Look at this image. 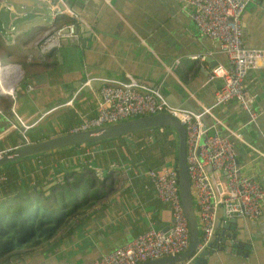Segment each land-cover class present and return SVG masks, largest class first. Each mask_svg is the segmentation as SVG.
Segmentation results:
<instances>
[{"label": "crops", "instance_id": "0c3cea01", "mask_svg": "<svg viewBox=\"0 0 264 264\" xmlns=\"http://www.w3.org/2000/svg\"><path fill=\"white\" fill-rule=\"evenodd\" d=\"M63 1L78 15L75 37H65L56 47L38 53L34 40L49 25L46 17H41L49 6L48 1L39 5L30 1L32 7L41 9L34 16L39 15L43 22L23 30H16V26L12 40H5L10 47L6 48L9 58L5 62L20 67L22 60L27 74L11 93L0 89L2 94L10 95L4 105L0 104L4 112H0L1 150L65 132L81 116L93 115L100 84L85 90L80 89L81 81L64 97V91L81 77L95 82L133 77L158 87L173 105L190 101L198 109L212 103L221 80L209 75L210 68L218 62L228 64L227 58L213 40L197 29L183 0ZM20 3L23 7L19 5L21 11L15 17L27 14L26 3ZM23 11L25 14L19 16ZM12 19L3 30L10 24H20ZM69 20L65 14L54 18L55 23ZM28 21L24 19V23ZM240 26L243 44L264 49V0L246 4ZM208 50L211 53L205 60L187 56ZM42 71L47 73L44 85L35 88L33 83L27 90L33 75ZM243 83L256 93L254 105L259 114L254 121L247 120L235 100L213 105L203 119L209 132L225 133L227 128L241 132L244 140L234 141L239 172L252 176L264 190V58L259 66L248 70ZM69 97L71 103L63 104ZM17 117L29 124L24 131L22 122L12 125ZM148 129L90 144L60 146L0 166L9 174L4 191L0 189V200L7 208L13 204L22 206L15 224L5 227L12 241H8L11 245L7 244L6 251L0 252V264H89L98 254L123 244L149 226L166 228L171 221L168 205L157 198L146 176L131 170L140 164V158L145 166L176 165L173 152L160 156L155 139H145ZM85 145L94 149L91 161L96 169L84 163ZM113 161L116 163L112 165ZM31 187L33 192L29 191ZM29 210H35V218L50 214L44 223L48 230L38 228L41 233L35 234V228L30 234V227L20 225L29 218ZM229 217L218 206L215 230L229 231L228 237L237 246L222 249L218 240L214 247H207L210 250L200 264H264V199L262 212L256 217H235L231 228L218 223L220 219L230 224ZM13 254L16 255L11 257Z\"/></svg>", "mask_w": 264, "mask_h": 264}, {"label": "built area", "instance_id": "2783aa9c", "mask_svg": "<svg viewBox=\"0 0 264 264\" xmlns=\"http://www.w3.org/2000/svg\"><path fill=\"white\" fill-rule=\"evenodd\" d=\"M47 1L49 7L41 17H46L49 25L34 40L40 54L59 45L62 38L76 36L75 23L78 15L63 0ZM249 1L251 0H183L185 6L189 7L188 14L197 29L213 40L227 58L228 64L218 62L210 68L209 75L221 80L213 92L211 104L201 105L195 111L169 103L158 87L138 82L133 77L124 80L108 78L100 81L95 113L81 116L79 122L67 130H82L156 112H166L178 119L185 128V161L198 225L196 251L207 245L214 233L218 206L223 208L226 216L251 218L262 212L263 188L252 176L239 172L235 159L234 141L244 140L241 132L231 128H227L225 133L209 132L203 119L205 113H211L213 105L228 100L238 103L248 121H254L259 114L254 105L255 91L243 83L248 70L259 66L264 58V49L247 46L241 41L240 15ZM24 14L23 11L19 16ZM60 14L69 16L71 20L55 23L54 18ZM7 22H11V19ZM8 28L3 32L10 31L13 25L10 24ZM210 51L187 56L205 60ZM0 67L3 68L2 83L9 82H5L6 78L17 77L16 83L12 84V92L23 76L22 69L12 62H0ZM90 80V77H86L82 85L88 84ZM32 87L31 80L26 89ZM71 100L72 97H69L63 104H70ZM19 122H22L21 117H17L12 125ZM217 122L221 121L217 119ZM28 125L23 123L22 131ZM148 128L145 139L151 141L154 135L151 127ZM158 129L161 130L162 126H158ZM5 152L0 149V155ZM83 155L85 165L96 169L91 161L94 149L85 145ZM138 162L140 164L132 166L131 170L150 180L157 198L168 205L171 221L164 229L149 226L123 244L98 254L89 264H135L150 258L177 254L187 246L188 224L178 193L176 165L163 163L160 166H145L143 158ZM115 163L113 161L111 164ZM4 178V174L0 173V180ZM180 262L164 264H182Z\"/></svg>", "mask_w": 264, "mask_h": 264}, {"label": "water", "instance_id": "95a60500", "mask_svg": "<svg viewBox=\"0 0 264 264\" xmlns=\"http://www.w3.org/2000/svg\"><path fill=\"white\" fill-rule=\"evenodd\" d=\"M37 5L41 3H47V0H29ZM10 0H0V22L4 27L8 19H12L15 16H18V12L14 11L11 5ZM19 5H22L19 3ZM48 5V3H47ZM23 6V5H22ZM32 18L37 19L39 15L33 16ZM19 23L14 24V27L10 29L13 31ZM63 39V38H62ZM15 64V63H14ZM19 67L18 64H16ZM47 80L46 71L38 72L33 75L34 87H42ZM81 81H84V78L74 80L71 85L64 91V97L70 95L76 86H78ZM95 84H100V82H95L90 80L88 84H83L80 86V89L88 90L93 87ZM161 92V91H160ZM1 93V92H0ZM162 93V92H161ZM163 94V93H162ZM182 107H186L192 110H199L200 108H195L191 106L190 101H180L178 102ZM167 125L171 126L177 135V148H176V169H177V183H178V193L180 201L183 207L185 217L188 224V243L187 246L179 253L174 255H165L155 258H150L137 262L135 264H164V263H174L178 261L185 260V264H200L204 261V257L208 250V246L214 247L215 242L220 240L222 242V249H232L234 246H237V243L230 239L229 231L220 230L217 232L214 230V233L210 237L206 246L202 247L196 251V244L198 242V225L197 219L194 211V205L192 201V195L190 191V182L186 168L185 161V128L178 119L166 112H156L151 114H143L135 117L118 120L111 123L102 124L95 127H90L82 130L76 131H65L59 134L41 138L38 140H33L26 142L21 146L13 148L9 152L2 153L0 155V166L4 165L7 162L13 161L19 157L38 154L40 152L54 149L60 146H67L73 144L87 143L90 141H96L101 139H107L110 137H115L121 134L129 133L135 130L153 127V126H162ZM223 210V208H222ZM224 214V212H223ZM229 223H221L220 219L218 223L224 228L232 227V221L235 220L234 216L228 218ZM245 253V252H244ZM13 254L11 257L15 256Z\"/></svg>", "mask_w": 264, "mask_h": 264}, {"label": "trees", "instance_id": "16d2710c", "mask_svg": "<svg viewBox=\"0 0 264 264\" xmlns=\"http://www.w3.org/2000/svg\"><path fill=\"white\" fill-rule=\"evenodd\" d=\"M155 139V143L157 146V150L160 156L167 155L171 152L174 153V157L176 158V148H177V135L175 130L171 126L162 125V129L159 130L158 126L151 127ZM68 128H66L65 131H67ZM106 140V139H104ZM94 141L87 142L85 144L93 143ZM84 144V143H83ZM11 150V149H10ZM10 150H7L9 152ZM157 162H153L152 164H156ZM0 173H3L5 176V180L0 181V189L1 192L4 191L3 187L6 185L7 181L9 180V174L6 171V168H0ZM3 182V183H2ZM35 190L31 187L29 190L30 192H33ZM1 201V200H0ZM22 206L20 204H13L12 206H9L8 208L4 205V201L0 202V241L2 242V247L0 248V252L6 251L8 246L11 245V243H8V241H12V234L6 235L5 234V227L7 225H14L16 221V214L20 213ZM49 208H47L48 210ZM28 213L30 214L29 218H25L26 222L21 221L20 225H23L25 227H30V234L35 230V234L41 233L38 232L39 230H48L44 227V223L47 220L49 213L43 214L39 216L38 218H35V210H29ZM25 217V216H24ZM7 236V237H6ZM9 244V245H7Z\"/></svg>", "mask_w": 264, "mask_h": 264}, {"label": "rangeland", "instance_id": "374dc122", "mask_svg": "<svg viewBox=\"0 0 264 264\" xmlns=\"http://www.w3.org/2000/svg\"><path fill=\"white\" fill-rule=\"evenodd\" d=\"M10 1L12 2L11 5H12L13 10L16 11V12H20L21 11V8L19 7V3L20 2H25L26 3V6H25V9H27L26 16H24V17H14L12 19L13 23L20 21V24L17 25L16 30H23L25 28H29L34 23L43 22L42 20H40L38 18L37 19H33L32 18L36 13H39L41 11V9L38 8V7H34V6L32 7V3L29 0H10ZM26 18H29V21L24 23V19H26ZM0 28H2L1 30H3V26L1 24V22H0ZM3 31H0V53H4L5 55L3 56V55L0 54V62H5V61L8 60L9 57L6 54V48H10V47H9V45H7L9 43L6 44V41H11L12 37H13V32L12 31H6L5 33ZM19 62L21 64L20 67L23 70V75L27 74L26 71H25L24 62L22 60H19ZM7 96H10V95H7V93H4V94L1 93L0 94V100H3V101H0V104L4 105V100H5V98ZM46 128H47L46 130L49 131L48 130L49 129L48 125H47ZM43 130L44 129H42V131ZM73 145H78V144H73ZM174 162H176V160Z\"/></svg>", "mask_w": 264, "mask_h": 264}, {"label": "bare ground", "instance_id": "6f19581e", "mask_svg": "<svg viewBox=\"0 0 264 264\" xmlns=\"http://www.w3.org/2000/svg\"><path fill=\"white\" fill-rule=\"evenodd\" d=\"M44 10V9H43ZM33 21V20H32ZM14 70V69H13ZM3 71V68L1 69V67H0V89L1 90H5V91H10L11 92V90H12V84H15L16 83V81H17V77H12L11 76V78H6L5 79V82H8L7 84H4V83H2V74H1V72ZM4 94V93H3Z\"/></svg>", "mask_w": 264, "mask_h": 264}, {"label": "clouds", "instance_id": "9594fccd", "mask_svg": "<svg viewBox=\"0 0 264 264\" xmlns=\"http://www.w3.org/2000/svg\"><path fill=\"white\" fill-rule=\"evenodd\" d=\"M7 152V151H6Z\"/></svg>", "mask_w": 264, "mask_h": 264}]
</instances>
